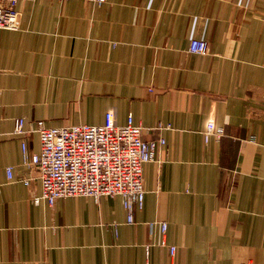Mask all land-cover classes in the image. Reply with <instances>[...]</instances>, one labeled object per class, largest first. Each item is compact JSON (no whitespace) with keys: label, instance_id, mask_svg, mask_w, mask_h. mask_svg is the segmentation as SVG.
<instances>
[{"label":"crops","instance_id":"crops-1","mask_svg":"<svg viewBox=\"0 0 264 264\" xmlns=\"http://www.w3.org/2000/svg\"><path fill=\"white\" fill-rule=\"evenodd\" d=\"M16 10L20 29L0 30V264H264V0ZM192 40L208 53H190ZM107 112L165 142L143 167L133 223L119 196L35 204L39 174L22 166L21 142L38 153L36 122L100 126ZM16 119L27 137L13 134ZM208 122L223 136L205 142Z\"/></svg>","mask_w":264,"mask_h":264},{"label":"built area","instance_id":"built-area-1","mask_svg":"<svg viewBox=\"0 0 264 264\" xmlns=\"http://www.w3.org/2000/svg\"><path fill=\"white\" fill-rule=\"evenodd\" d=\"M68 1V0H55ZM96 6L107 0H85ZM18 0H0V30L20 29ZM188 51L206 55L207 43L192 40ZM164 128L161 124L157 129ZM166 128V127H165ZM143 128L135 125L132 115L125 125H117L111 112L104 116L100 126L78 124L68 127L46 128L42 121L36 122L34 130L40 143L38 153L31 154L26 141L21 142V164L35 169L39 174L41 193L33 199L35 204L45 202L52 207L58 200L68 197H89L99 200L103 197L119 196L127 212V223H133L134 206L141 209L144 199L143 167L154 161L157 148L165 144L163 139L146 141ZM30 131L24 130V120L14 122V135L27 137ZM211 136H223V129L208 122L203 133L205 142ZM8 180L12 179V167L6 168ZM30 179L23 180L28 186ZM154 226L155 224H150ZM164 236L166 223H156ZM151 245L144 247L146 258ZM160 247L167 248L173 258L176 247L167 245L165 240Z\"/></svg>","mask_w":264,"mask_h":264}]
</instances>
